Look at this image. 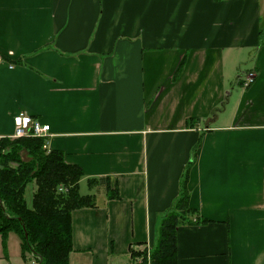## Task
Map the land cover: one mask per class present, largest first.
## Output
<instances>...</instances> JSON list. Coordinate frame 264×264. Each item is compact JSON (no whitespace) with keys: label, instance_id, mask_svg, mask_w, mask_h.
I'll return each instance as SVG.
<instances>
[{"label":"crops","instance_id":"obj_1","mask_svg":"<svg viewBox=\"0 0 264 264\" xmlns=\"http://www.w3.org/2000/svg\"><path fill=\"white\" fill-rule=\"evenodd\" d=\"M19 114L95 195L69 264H135L186 170L175 264H264V0H0V138Z\"/></svg>","mask_w":264,"mask_h":264},{"label":"trees","instance_id":"obj_2","mask_svg":"<svg viewBox=\"0 0 264 264\" xmlns=\"http://www.w3.org/2000/svg\"><path fill=\"white\" fill-rule=\"evenodd\" d=\"M43 143L44 139L32 136L0 138V235L5 238L9 232L17 234L24 259L29 254L36 264H69L71 211L95 206V195L80 194L82 169L67 164L62 152L47 151ZM98 181L105 183L110 198L117 197L116 187L111 189L103 178ZM28 184H34L31 205L25 199ZM187 184L188 170L175 207L164 215L149 255L144 248L130 249L135 264L177 262L176 228L200 222L197 211L189 204Z\"/></svg>","mask_w":264,"mask_h":264},{"label":"rangeland","instance_id":"obj_3","mask_svg":"<svg viewBox=\"0 0 264 264\" xmlns=\"http://www.w3.org/2000/svg\"><path fill=\"white\" fill-rule=\"evenodd\" d=\"M33 190L34 184H28L25 190V198L30 204ZM34 262L28 254L25 259L22 257L20 239L17 234L9 232L5 238L0 235V264H34Z\"/></svg>","mask_w":264,"mask_h":264},{"label":"built area","instance_id":"obj_4","mask_svg":"<svg viewBox=\"0 0 264 264\" xmlns=\"http://www.w3.org/2000/svg\"><path fill=\"white\" fill-rule=\"evenodd\" d=\"M252 73H249L246 78V85L253 81ZM13 138L21 137H40L44 140L49 136L50 127L48 124H43L39 120L32 118L27 114H19L13 117ZM47 142L43 143V148L46 147ZM150 251L147 249V255ZM140 262V261H139Z\"/></svg>","mask_w":264,"mask_h":264}]
</instances>
